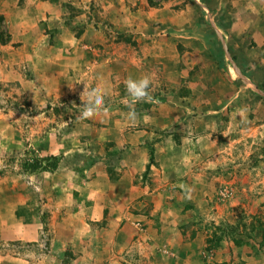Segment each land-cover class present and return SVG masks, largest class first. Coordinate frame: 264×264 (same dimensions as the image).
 Masks as SVG:
<instances>
[{
    "label": "rangeland",
    "instance_id": "374dc122",
    "mask_svg": "<svg viewBox=\"0 0 264 264\" xmlns=\"http://www.w3.org/2000/svg\"><path fill=\"white\" fill-rule=\"evenodd\" d=\"M32 1L0 0V249L14 264H83L77 229L104 232L110 220L123 264L143 238L181 264L168 240L147 238V221L168 215L185 264H264V0H37L60 23L41 20L28 44L16 24ZM144 76L152 101L134 105L133 124L125 81ZM81 81L105 90L106 112L77 119ZM127 147L142 159L135 180L151 184L158 151L173 149L164 167L179 175L159 206L140 192L123 202ZM99 181L100 204L84 207ZM175 213L191 220L173 225Z\"/></svg>",
    "mask_w": 264,
    "mask_h": 264
},
{
    "label": "crops",
    "instance_id": "0c3cea01",
    "mask_svg": "<svg viewBox=\"0 0 264 264\" xmlns=\"http://www.w3.org/2000/svg\"><path fill=\"white\" fill-rule=\"evenodd\" d=\"M32 3L33 4L29 7L27 12L24 13L23 11H21L23 15H20L18 17L19 19H18L17 24H16L17 26L23 28L25 42H28V44L30 43V41H32V37H31L30 33H32V31L36 30V29H34V27H36L41 20H43V24H48V25H54V24L60 23V22H57V18L59 17V15L56 14L54 12V10H52V8H49L50 6H48L46 3L41 4L40 2H37V0L32 1ZM65 19L66 18L63 19V25L65 24V22H64ZM59 42L65 43L63 40H61ZM79 43H81V41ZM33 47H40V43L37 41ZM223 47L225 49V54H227V46L224 45ZM226 56H228V55H226ZM32 60H34V62H37V61H39V58H37V56H35ZM79 62L80 63L87 62V57L86 56L81 57ZM44 72L47 73V76H48L49 72H47V71H44ZM51 78H52V76H51ZM53 84L54 83L49 82L50 86H53ZM259 126H264V123L257 125V127H259ZM241 130L242 129H239V131H241ZM255 131H257V133H262L264 135V128L261 130L255 129ZM172 136L174 137L173 134H172ZM172 136H171V138H172ZM128 138H129V136L127 137V139ZM170 140L173 143V145H172L173 149H177L178 144L175 141L177 139L175 138V140H174L172 138ZM184 141H185V139L182 140V143ZM235 141H237L236 136H235L234 142ZM127 142H131V139L127 140L126 143ZM228 143H230V141H228ZM230 147H231L230 145H225V146H223L222 149L227 151V150L231 149ZM173 149H171V150L170 149H160L158 151L157 155L159 156L161 161H159L160 159L157 158L156 160L159 161V163L153 165L151 173L148 174L151 177L152 184L149 183L147 180H144V181L142 180L140 182L138 180L137 181L135 180V176H137L139 174V172L141 173V169L139 166H140V163L142 162V159L140 157H138L137 154H135V152L137 153V150H135L134 148L127 147V149H125L126 150L125 155L128 153L129 156L124 157L123 167H128V169H126V173L122 175L121 180L128 183V186H127L128 190L127 191L129 192V195L126 196L124 194L122 196L124 203L128 199H129V204L132 203V201L135 197L134 192H140L138 194L139 195L138 199H139L140 204H142V203L145 204L146 202H143V201L148 197L150 198L151 201L155 202L154 207L160 205L158 198H164L166 200V196H164V193H160L159 190L166 189L167 193H168V191L172 192L173 189L170 188L169 177L173 178L174 176L179 175V174H174V175L170 174V171L167 170L168 167H164V163L167 166H169L167 164V162H169L170 160L172 161L174 159L173 158L174 155H169V152L172 151ZM222 149H221V151H223ZM191 150H194V149H191ZM194 151L197 152L196 150H194ZM236 151H237L236 149H233V152H236ZM230 153H232V151ZM197 155H199L198 152L196 154H194V157H196ZM162 157L165 159H163ZM188 164L189 163H187V162H184V164H183L184 166L181 164H177L175 166L174 171L176 173H181V174L183 172H187V167H188L187 165ZM186 174L187 173H185L183 175L185 176ZM99 185H100V181L98 182V186L96 188L91 187L89 192L87 193V194H89L90 191H93V193L90 195V197L92 199H95V200H92L91 202H88L85 200V203H84L83 199H80L81 204H83L84 207H95V206L100 204L98 199L96 198V195H98L99 192H101L103 188L99 187ZM202 187H204V185ZM156 191H159V192L155 193ZM148 192H149V194H147ZM195 194H197V191L195 192ZM165 204H166V208H169V209L176 208L178 205V203L175 204L171 200L165 201ZM177 215L178 214L175 213V216L178 219L177 220L172 219L171 224H173V225L175 223L183 224L184 222L191 220V219L188 220L189 218L185 217L184 215H181V217H179ZM185 215H187V214H185ZM144 216H145L144 214H140V219H144ZM116 220H119V219H116ZM145 220L147 221L148 217L145 218ZM111 222L112 221H110V220H109V222H107L108 223L107 227H106L107 231H104V232L100 231L99 229L95 230L94 227L91 228L89 226L77 229L78 230L77 238L81 242H83V244L81 245L82 248L78 250V252H79L78 256H79V258L80 257L82 258L81 261L83 262V264H94L95 262H96L95 264H123V262H121V260H120V258H121L120 256H121V254H123V250H122L123 246L121 245L122 243H117L118 242L117 235H114V233H112V230H110V223ZM191 222H193V221H191ZM147 223L149 224V227H151V229L153 230V231H151L150 236H147V238L148 239H154L155 241H158L160 238L163 237L164 239L168 240V242L171 243L172 246L180 252V254H179L180 257L178 259H179V261H181V264H185L184 260H185L187 250H185V248L182 247V244L180 242L182 239V233L179 231L180 228H177V229L173 228V232H169V230H168L169 229L168 215L160 216V217L155 216L154 218H150L147 221ZM103 235H104V237H103ZM106 235H107V237H105ZM199 238L200 237H196V239H199ZM105 240L107 242H105ZM143 241H145L144 238H143ZM143 241L141 239H136V241H134L133 243H131V245L129 247H127V249H126V255H127L126 261H127V263H125V264H164V262H162L163 260L158 259L155 255H153V249L151 250V248L148 247L147 243H145ZM85 246H89L91 249L86 250V249H84ZM9 253H10L9 250H5L3 248L0 249V264H3L4 261H6V262L8 261V263L14 264L20 260V257H14V256H12L13 255L12 253H11L12 255L10 256ZM83 259H85V262L83 261ZM177 263L178 262H176V264Z\"/></svg>",
    "mask_w": 264,
    "mask_h": 264
},
{
    "label": "clouds",
    "instance_id": "9594fccd",
    "mask_svg": "<svg viewBox=\"0 0 264 264\" xmlns=\"http://www.w3.org/2000/svg\"><path fill=\"white\" fill-rule=\"evenodd\" d=\"M81 82H86V84L81 93L83 110L77 119H92L102 112H106L105 90L100 86L90 88L87 81ZM154 86V80L149 76H144L139 79L129 78L125 81V87L130 97V101L127 104L130 109L127 118L131 123L134 124L137 120V113L134 105L138 102H151L152 95L150 90Z\"/></svg>",
    "mask_w": 264,
    "mask_h": 264
}]
</instances>
